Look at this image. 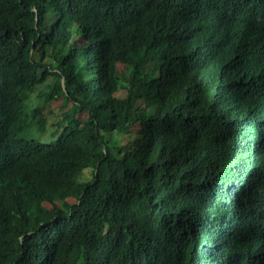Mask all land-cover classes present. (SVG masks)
Masks as SVG:
<instances>
[{"label": "trees", "instance_id": "16d2710c", "mask_svg": "<svg viewBox=\"0 0 264 264\" xmlns=\"http://www.w3.org/2000/svg\"><path fill=\"white\" fill-rule=\"evenodd\" d=\"M0 264H264V0H0Z\"/></svg>", "mask_w": 264, "mask_h": 264}, {"label": "rangeland", "instance_id": "374dc122", "mask_svg": "<svg viewBox=\"0 0 264 264\" xmlns=\"http://www.w3.org/2000/svg\"><path fill=\"white\" fill-rule=\"evenodd\" d=\"M39 89H45L44 85H40L38 87ZM36 92V89L32 92V95L29 94V96H34V93ZM117 97L122 98L125 96V90L119 89L116 94ZM38 104V98L32 97L31 106H36ZM60 100H54L52 102L47 103L44 106L43 109V117L45 118V132L48 131L50 128H52L53 123H55L57 120L61 118V110L59 108ZM34 138H38L39 140H43L45 135L42 132H36V134H32ZM54 139V138H53ZM50 139V140H53ZM43 141H47L44 139ZM47 207H50L51 205L46 204Z\"/></svg>", "mask_w": 264, "mask_h": 264}]
</instances>
